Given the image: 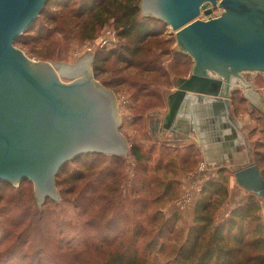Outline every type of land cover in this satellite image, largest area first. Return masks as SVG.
Segmentation results:
<instances>
[{"label": "water", "instance_id": "1", "mask_svg": "<svg viewBox=\"0 0 264 264\" xmlns=\"http://www.w3.org/2000/svg\"><path fill=\"white\" fill-rule=\"evenodd\" d=\"M48 1L0 0V182L32 181L38 204L47 197L58 200L55 179L66 163L90 153L126 156L129 150L119 131L114 90L94 79L89 55L70 66L38 62L14 48ZM139 7L143 17L172 27L178 51L194 65L167 96L162 128L172 131L177 123V131L193 132L191 114L202 105L215 140L232 147L235 86H249L244 73H264V0H143ZM215 8L222 11L217 17ZM201 13L206 20L199 19ZM224 118L231 134L221 137ZM234 177L264 200V179L251 158Z\"/></svg>", "mask_w": 264, "mask_h": 264}, {"label": "trees", "instance_id": "2", "mask_svg": "<svg viewBox=\"0 0 264 264\" xmlns=\"http://www.w3.org/2000/svg\"><path fill=\"white\" fill-rule=\"evenodd\" d=\"M50 5L76 21L88 15L87 25L92 26L94 33L109 19H115L118 36L125 44L107 54L95 55L96 75L104 73V65L112 59L126 71L132 68L151 71V62L140 61L139 57L149 41L160 39V21L149 18L138 22V0H49L24 38L40 22L43 26L57 22L49 12ZM44 31L41 26L38 28L39 38ZM114 82H103V86L113 90ZM173 147L194 149L192 144ZM130 153L139 167L137 188L134 185L130 194L153 191L157 169L150 171L141 147L133 146ZM252 158L264 179V154L256 148ZM125 163V158L116 155L79 156L66 163L56 176L59 200L47 199L41 209L35 207L30 213L14 206L12 196L5 198L0 194V247L12 240L9 247L0 248V264H15L14 261L16 264H264V225L258 215L259 202L250 198L234 209L224 223L214 222V211L228 196L224 171L220 170L216 179L204 184L195 207L194 225L187 234H182L176 232L175 217L165 218L160 209L147 212L155 201L171 195L172 179L165 185L159 182L162 193L143 204L137 198L120 202L114 199L120 194ZM172 164L169 161L166 166ZM155 186L157 189L159 185ZM10 206L18 212L16 226L9 228L6 219L10 215L6 211ZM137 207L147 212L146 216L140 217Z\"/></svg>", "mask_w": 264, "mask_h": 264}, {"label": "rangeland", "instance_id": "3", "mask_svg": "<svg viewBox=\"0 0 264 264\" xmlns=\"http://www.w3.org/2000/svg\"><path fill=\"white\" fill-rule=\"evenodd\" d=\"M138 2L139 5L143 4V0H138ZM49 12L57 18V22L46 23L47 25L45 26L40 22L35 29L33 28V33H30L28 37L24 38L25 32L22 33L19 36V38L21 37L20 41L14 44V48L22 51L28 58L38 62L63 63L70 66H74L81 55H89L90 71L94 79L101 85L106 81H115L111 87L116 96L119 131L125 138L129 149L127 155L122 156L125 158L126 165L123 168L124 180L120 187V194L118 193L119 197L114 198L117 202L129 201V197L130 199L137 198L139 204L147 202L148 199L150 201L154 200L156 196L162 193L163 188L160 187L159 182L165 185V182L172 179L173 189L171 195L160 200L157 199L158 201H155L147 212L160 209L165 218L172 219L175 217L176 232L187 234L189 229L194 225L195 207L201 198L204 184L207 181L216 179L218 172L221 170L224 171L223 176L226 177L227 184L225 187L228 191V196L227 200L225 199L219 204L214 211L213 218L215 224L220 225L224 223L229 219L234 209L245 205L250 198H253L260 204L258 215L264 225V200L246 192L237 183L235 191H233L232 196L229 198L231 193L230 180H232L230 178H235V172L228 163L218 167L215 166L214 174L210 177H204L201 171L206 170L207 166L203 163L201 164L199 151L196 149H182L181 147L175 148L173 145H176L168 141L169 139L165 134L162 136L154 132L155 120L157 119L155 114L167 112V96L175 91L176 83L179 79L189 76L194 66L192 58L178 51L175 31L171 26H168L161 19L149 16V14L143 17V13L139 8L138 22H146L149 18L160 21L158 23L161 31L160 39L149 41L139 57L140 61L151 62L149 66L151 71L146 72L142 68H132L126 71L123 65L118 64L117 61L112 59L104 65V73L97 72L96 75L93 66L95 55L98 53L107 54L109 51L117 50L120 45L125 44V41L118 36L115 19H109L101 28L96 27L97 29L95 28L96 31L94 33L91 29L92 26L87 25L88 15L76 21L69 15L64 14L60 8L57 9L52 5L49 7ZM221 12V9L215 8L213 17L219 16ZM199 19L206 20L207 17L201 13ZM40 26L45 29L41 38L38 37L40 35H37ZM111 32L115 33V41H112L108 47L98 48L93 52L87 51L86 47L92 41H96L102 35L104 36V34ZM242 76L249 83V86L242 87V84L237 82L232 93L231 109L234 119L242 116L245 122L242 130L243 133H240L243 137L240 136L242 140L238 149L241 153L239 159L242 158L244 161H247V144L250 146V152L253 155L256 148L257 151L264 154V73H244ZM62 81L67 83L69 80L62 79ZM238 85L244 90H240ZM106 89L111 90L109 88ZM246 90H253L248 98H244L243 95ZM152 115L154 116L152 117ZM133 146L141 147V152L145 155L147 159L145 162L148 163L151 172L157 169L155 174L156 183L154 184L153 191H140L141 195L130 194V189L134 185L137 188L135 178L137 176L136 173H139L138 164L131 157L130 153ZM251 160L254 163L252 156ZM169 161H172L173 164L166 166ZM242 163L239 162L238 165ZM162 166L165 169H160ZM262 168H264V165H262ZM71 171L70 168L69 172ZM21 183L0 184V194L5 196V198H11L12 196V204L25 208L28 213H30V209L34 210L35 207L41 209L47 199H51L47 197L43 204H38L33 182L29 180L24 184ZM84 184L82 183V186ZM156 184L157 186L159 185L157 189ZM56 190L58 192L57 187ZM234 194L235 196L233 197ZM1 204L2 201L0 202ZM14 206H10L6 211L10 215V218L6 219V226L8 227L12 225L16 226V213L18 210ZM137 208L140 209V207ZM147 212L143 213L140 209L139 216H146ZM130 214H128L129 217ZM38 236L39 234L34 235L35 239ZM11 244L12 240H9L8 242H4L0 248L3 250V248L9 247ZM14 263L16 264L15 261Z\"/></svg>", "mask_w": 264, "mask_h": 264}, {"label": "crops", "instance_id": "4", "mask_svg": "<svg viewBox=\"0 0 264 264\" xmlns=\"http://www.w3.org/2000/svg\"><path fill=\"white\" fill-rule=\"evenodd\" d=\"M253 91V90H252ZM167 112L164 114H155V117L157 118L155 120V125H156V133L158 135H166V137L169 139L171 143L175 144L176 146H182L183 145H189L192 144L194 146V149L199 151L200 158H201V164H205L207 166L206 170L201 171L203 173L202 176L204 177H210L214 174V167L221 166L225 163H228L231 166V169L235 172V170L242 168L243 166L247 165L250 161V156H252L250 152V146L247 144L248 151H246V157L248 158L247 161H244L241 157V153L239 152L238 147L240 146V141L242 140L243 135L242 130L243 126L245 125L244 120L242 119L243 117L240 116L239 118H236L234 120L237 130L236 133L233 134L234 138L232 139L233 146L231 147L229 145L228 141H216L215 140V135L212 134V131L210 130V124L209 122V117L208 114L206 113V109L204 106L199 105V108L197 109V112L195 114H191V120L190 124H192L195 128V130L189 134L179 132L177 131V123H175L172 128V131L169 130H163L162 127L159 125L164 123V117L166 116ZM154 115H152L153 117ZM227 126V127H223ZM228 125L230 123L224 118L222 127L220 128V134L221 137L222 135L225 136V134H231L230 130L228 128ZM188 126V124H187ZM161 129V130H159ZM162 131V132H161ZM219 133V132H218ZM240 136H242L240 138ZM244 161V163H242ZM241 162L242 164L238 165V163ZM210 166V168H208ZM222 168V167H220ZM232 171V170H231ZM201 176V177H202ZM230 189L231 193L229 198L232 196L231 194L233 191H235L236 188V180L235 178H230ZM232 184V185H231ZM235 194L233 195V197Z\"/></svg>", "mask_w": 264, "mask_h": 264}, {"label": "built area", "instance_id": "5", "mask_svg": "<svg viewBox=\"0 0 264 264\" xmlns=\"http://www.w3.org/2000/svg\"><path fill=\"white\" fill-rule=\"evenodd\" d=\"M115 33L111 32L109 34H104V36L102 35L101 38H99L98 40H94L92 41V43H90L86 48L88 52H93L98 48H104V47H108L112 41H115Z\"/></svg>", "mask_w": 264, "mask_h": 264}, {"label": "flooded vegetation", "instance_id": "6", "mask_svg": "<svg viewBox=\"0 0 264 264\" xmlns=\"http://www.w3.org/2000/svg\"><path fill=\"white\" fill-rule=\"evenodd\" d=\"M81 70H83V69H81ZM160 126L162 127L163 124L161 123V124L159 125V127H160ZM161 129H162V131L164 130L163 128H161ZM161 129H159V130H161ZM162 131H161V132H162ZM154 132L156 133V125H155V131H154Z\"/></svg>", "mask_w": 264, "mask_h": 264}, {"label": "bare ground", "instance_id": "7", "mask_svg": "<svg viewBox=\"0 0 264 264\" xmlns=\"http://www.w3.org/2000/svg\"><path fill=\"white\" fill-rule=\"evenodd\" d=\"M244 90V89H243ZM251 97V96H250Z\"/></svg>", "mask_w": 264, "mask_h": 264}]
</instances>
